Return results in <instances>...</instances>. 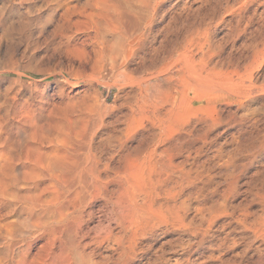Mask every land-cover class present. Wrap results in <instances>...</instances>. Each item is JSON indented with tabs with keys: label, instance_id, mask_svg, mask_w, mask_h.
I'll return each instance as SVG.
<instances>
[{
	"label": "bare ground",
	"instance_id": "obj_1",
	"mask_svg": "<svg viewBox=\"0 0 264 264\" xmlns=\"http://www.w3.org/2000/svg\"><path fill=\"white\" fill-rule=\"evenodd\" d=\"M203 45L204 0H0V68L18 74L5 88L0 77V264H127L177 226L166 180L204 83ZM93 82L136 88L124 128Z\"/></svg>",
	"mask_w": 264,
	"mask_h": 264
},
{
	"label": "rangeland",
	"instance_id": "obj_2",
	"mask_svg": "<svg viewBox=\"0 0 264 264\" xmlns=\"http://www.w3.org/2000/svg\"><path fill=\"white\" fill-rule=\"evenodd\" d=\"M254 7L240 0H204V45L193 49L196 57L204 51V85L191 92L188 126L173 150V179L166 180L180 218L177 228L169 233L162 228L141 243L135 260L128 254L127 264H264V8ZM47 42L39 44L37 60L51 53ZM0 73L2 88L18 77L6 68ZM33 76L49 82L46 74ZM94 90L108 120L124 128L136 88L93 82V95ZM166 99L150 97L156 103ZM176 99L179 106L180 94ZM144 134L140 130L135 139Z\"/></svg>",
	"mask_w": 264,
	"mask_h": 264
}]
</instances>
